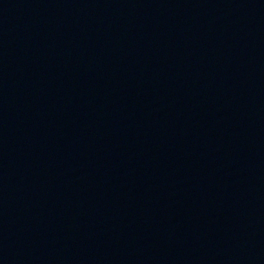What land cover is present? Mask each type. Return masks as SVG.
<instances>
[{
    "label": "water",
    "instance_id": "water-1",
    "mask_svg": "<svg viewBox=\"0 0 264 264\" xmlns=\"http://www.w3.org/2000/svg\"><path fill=\"white\" fill-rule=\"evenodd\" d=\"M0 264H264V0H0Z\"/></svg>",
    "mask_w": 264,
    "mask_h": 264
}]
</instances>
